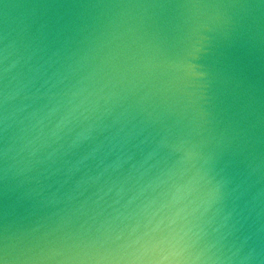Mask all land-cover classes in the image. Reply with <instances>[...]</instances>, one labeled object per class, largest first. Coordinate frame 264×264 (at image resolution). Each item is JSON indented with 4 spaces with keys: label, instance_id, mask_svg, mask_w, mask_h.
I'll return each mask as SVG.
<instances>
[{
    "label": "water",
    "instance_id": "1",
    "mask_svg": "<svg viewBox=\"0 0 264 264\" xmlns=\"http://www.w3.org/2000/svg\"><path fill=\"white\" fill-rule=\"evenodd\" d=\"M0 49L16 264H89L152 216L186 256L264 262L262 0H0Z\"/></svg>",
    "mask_w": 264,
    "mask_h": 264
},
{
    "label": "snow or ice",
    "instance_id": "2",
    "mask_svg": "<svg viewBox=\"0 0 264 264\" xmlns=\"http://www.w3.org/2000/svg\"><path fill=\"white\" fill-rule=\"evenodd\" d=\"M5 52L6 49H0V79L7 73L4 67L7 60ZM3 131L6 132L7 128L4 127ZM6 156V151L0 153V158ZM7 177V169H0V184H6ZM146 211L147 206L142 209V212ZM154 220L152 216L143 227L137 222L128 224L119 232L105 231L95 236L89 234L76 246L77 254L69 258L89 264H180L190 246L184 243L183 236L174 234V220L167 224L163 219L153 223ZM9 241L8 214L5 211L0 215V264H16V261L26 258V253L14 254V246ZM261 242L264 243V236Z\"/></svg>",
    "mask_w": 264,
    "mask_h": 264
},
{
    "label": "clouds",
    "instance_id": "3",
    "mask_svg": "<svg viewBox=\"0 0 264 264\" xmlns=\"http://www.w3.org/2000/svg\"><path fill=\"white\" fill-rule=\"evenodd\" d=\"M258 258H259L258 254L253 249L249 251L247 255H244L243 257H241L238 261V264H254V262ZM210 259L211 257H204L203 253L197 254L195 257L185 255L184 257L181 258L180 264H195L196 261H200L201 264H207L208 260ZM228 259L231 262L232 257H229ZM213 264H216V262L213 261ZM220 264H223V261H221ZM262 264H264V262H262Z\"/></svg>",
    "mask_w": 264,
    "mask_h": 264
}]
</instances>
